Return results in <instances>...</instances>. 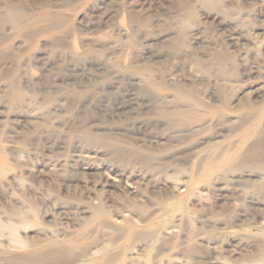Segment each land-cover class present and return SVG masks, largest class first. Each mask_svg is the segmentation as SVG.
I'll use <instances>...</instances> for the list:
<instances>
[{"label":"rangeland","instance_id":"rangeland-1","mask_svg":"<svg viewBox=\"0 0 264 264\" xmlns=\"http://www.w3.org/2000/svg\"><path fill=\"white\" fill-rule=\"evenodd\" d=\"M27 29L33 30L31 36L24 33ZM0 39V158L5 159L0 172V264H19L8 257L91 230L99 205L119 226L143 229L191 187L186 203L192 224L181 230L177 214L163 233L182 242L190 234L199 237L204 253L196 264L224 263L219 256L234 262L264 252V232L247 225L254 219L245 208H239L232 228L221 221L214 224L212 216L235 206L233 189L224 181L208 187L199 179L211 144L227 140L223 134H228V124H216L218 113L231 123L247 113L264 126V0H0ZM192 54L204 60L227 56L237 73L233 86H226L232 95L229 109L222 105L216 76L198 73ZM145 65L153 66L155 82L139 71ZM184 83L199 86L203 115L215 117L189 142L173 138L154 101L158 95H175L176 85ZM19 90L21 95H15ZM33 91L37 94L30 98ZM47 92L53 101L44 106L41 99ZM89 111L86 126L94 137L85 138L72 125ZM169 143L175 147L167 150ZM254 179L264 184L262 177ZM31 203L37 215L28 210ZM13 210L28 214L31 225L18 231L28 247L9 242L5 225L16 223ZM124 241L113 246L121 252L115 264H144L146 245H120ZM169 253L160 252L158 263L195 264L182 252Z\"/></svg>","mask_w":264,"mask_h":264},{"label":"bare ground","instance_id":"bare-ground-1","mask_svg":"<svg viewBox=\"0 0 264 264\" xmlns=\"http://www.w3.org/2000/svg\"><path fill=\"white\" fill-rule=\"evenodd\" d=\"M216 1L218 2L219 0H216ZM219 4H217V5H219ZM52 24H53V26H51L50 28H53V27L57 26L58 22L52 23ZM47 27H44L41 30L44 32ZM24 33L26 34V36H31V34L33 33V30L32 29H27ZM1 39H0V45L2 44ZM55 42L59 43V39H57V41L55 40ZM64 44H65V42H64ZM181 45L182 44L180 43L179 46L181 47ZM177 47H178V45H177ZM173 48H176V46H174ZM179 55H180V53H179ZM187 56H185L186 59H187ZM193 56H194L193 57V59H194L193 63L196 64V66H197L196 70L198 71V73H203L205 75H210V76H216V79L220 82V86H219V89L217 91H218L220 99L222 101V105L225 107V109H226V107L228 108L229 99H230L229 97L232 96V95L230 94V90H231V89H229L230 87L226 88V86L230 85L231 83H233L235 81L234 78L236 77L237 73L235 72L234 68H232V66L231 67L228 66L229 65V63H228L229 60H227V56H226V58H222L223 56L220 57L218 55L217 56L214 55L209 60H204V59H202L200 57H197L196 55H193ZM152 67H151V65L150 66L149 65H145V66L140 67L139 71L144 75L145 78L147 77L151 82H155V81H153L154 69ZM163 68H164V66H163ZM194 68H195V65H194ZM162 69H160V70H162ZM13 74H14V72L11 73V76H14L13 78H16L15 74L14 75ZM204 77H206V76H204ZM11 81H12V77H11ZM150 81H148V82H150ZM11 83H13V81ZM185 83H184V85L186 87L184 85H182L183 83L176 85V87H175L176 94L175 95L170 96V95L162 94V95H158L157 96V100H154L155 104H156V108H157V113L167 123L166 125L169 126V129L171 130V133L174 135L173 138L176 137L177 139L178 138L180 139L179 142L182 139L188 140V142H189V139L190 140L192 139L191 137L195 136L196 133H198L199 131H201V130L203 131V129L205 127H207L208 125L212 124L213 120L215 119L214 116L213 117H205V115H203V113H204L203 110L199 107V105H200V102H199V99H200L199 98V89L200 88H199V86L197 87L196 84L193 85V84H190V83L188 85H191V86H188ZM158 84H159V82H158ZM203 87H205V86H203ZM207 87H206V89H207ZM69 88H71V87H69ZM92 89H89V91H91ZM14 90H16V89H14ZM37 90H39V89H37ZM85 90H88V89H85ZM212 90H213V88H212ZM20 91L21 90H19V94H17L18 92L15 91L14 92L15 95H19L20 96L21 93H22ZM151 92H152V90H151ZM77 93H79V92H77ZM31 94L32 95L30 96V98L31 97L33 98L37 94V92L33 91V93H31ZM51 94L48 93V94L45 95L44 99H41V100H44V106H46L45 104L52 103L53 96ZM56 94H58V93H56ZM85 94H84V96H85ZM145 94H148L147 91H146ZM77 95L78 94H75V96H77ZM154 95H157V94L154 93ZM154 95H152V96H154ZM78 96H82V93H80V95H78ZM17 98L19 99V97H17ZM15 101L17 102L16 99H15ZM71 101H73V100H71ZM202 101L204 102V100H202ZM231 103H232V101H231ZM237 106H235V107H237ZM18 107H20V105ZM67 109L69 110L70 108H67ZM246 109H248V108H246ZM208 112H210V111L208 110ZM83 113H84V111H83ZM217 113L218 112H216V115H217ZM222 113H225V112L222 111ZM91 115H92V112L89 111L88 113L80 116L78 118V120L74 123V125H72V126H76L77 125L78 127H74L76 129L80 128L79 130L82 131V135H83L82 137H85V138L89 137L90 138V137L93 136V133H91L87 129V126H86L87 118L90 117ZM237 117H235V118H237ZM217 118H218L217 122L219 121V123H216V124H220L222 127H224L223 124L226 125V127H227V124H228V127L226 129L228 134L224 133L226 136L223 134L224 139H227V140L225 142L224 141H222V142H214L213 144H211V146L208 149V154H207V157H206V164H205L206 167L204 168L203 175L201 174L199 179L201 181H203L205 184H207L208 187L212 186L217 181H224L230 188L233 189V193H235L237 195H233V196L236 197L235 198L236 199L235 200V204H234L235 206L232 207L229 210L228 213L223 214L222 216L220 214L219 217H218V214L215 215V216L211 215L212 217H215L214 224H219L218 221H221L224 225H226V227H229V228L231 227L232 228L234 226V224H233V222L235 221L234 219L239 217L238 216L239 215V208H245V210L248 213L251 214L252 219H254L252 222L248 223L247 225L248 226H251V225L252 226H256L257 230H259L261 232H264V216H263L264 215V184H262V183L260 184V183L257 182L258 180L256 181L254 179L255 176H260V177H262V179H264V126L263 127L258 126L254 122L256 119L255 120H254V118L252 119L251 115H249L247 113H245V115L240 116L239 119L237 118L238 121L234 120V122H236V123H231V122H228V121L223 122L222 121L223 119H222L221 116H219V113H218V117ZM225 120H226V118H225ZM229 121H232V120H229ZM70 124H71V122H70ZM211 128H213V127H211ZM213 129H215V128H213ZM216 129H215V131H216ZM213 132H214V130H213ZM27 133H28V131H27ZM27 133H26V135H27ZM31 133H33V132H31ZM163 133H164V130H163ZM222 133H223V131H222ZM201 134H203V133H201ZM99 136H103V135L99 134ZM210 136L212 137V135H210ZM168 137H169V135H168ZM95 140H93V141H95ZM95 142H93V143H95ZM164 142L166 143L165 140H164ZM170 142H171V140H170ZM160 143H162V142H160ZM195 143H193V144L195 145ZM197 143H199V142H197ZM200 143H202V142H200ZM169 144H171V143H169ZM169 144H167V147L165 149H167V148L170 149V146L172 147L173 144H171V145H169ZM206 144H207V141H206ZM173 146L175 147V145H173ZM178 146H179V144H178ZM189 147H190V144H189ZM191 149H187V150L189 151ZM192 151H193V149H192ZM192 153H194V152H192ZM173 154H174V152H173ZM188 155H190V154H188ZM194 155H196V154H194ZM185 156H187V155H185ZM198 158H200V157H198ZM4 161H5L4 156L3 157L1 156V158H0V172H1L2 166L4 165ZM199 161H198V163H199ZM160 162H161V160H160ZM201 163H202V161H201ZM181 165H182V162H181ZM187 166H189V165H187ZM199 166L201 167L200 164H199ZM153 168H154V166H153ZM200 169H198V171ZM194 177H198V176L195 175ZM195 181L197 182L198 180L195 179L194 182ZM177 188H181V187L177 186ZM194 188L195 187H191L190 189L188 188L189 190L184 191V193H180L179 192L178 194H181V195L177 196V198H176V200H174L173 204H170V205L167 204L168 206L166 204H163V205H166V210L163 213L159 214V215H155L154 217L152 216V218H150V222L148 224H146V226L143 229L132 228L129 231L128 227H121V226H119L117 224V222H115L114 220L109 219L108 218V215H109L108 210H106L105 208L99 207L101 205H99L98 207L95 205L96 209L94 210L93 213L96 215V223L92 227L91 230H88L85 233H81L79 235V237H77V238L74 237V236L69 237V235H71V234L66 235L63 239H56L53 242H51V243H49L47 245H44L42 247H37L38 243L37 244H30L31 248H32V246L37 247L31 253L27 252V253L15 254V255H13L11 257H8V258L11 259V260L18 261L19 264H85L86 262H87V264H115L118 261L121 252L119 251L120 254H119V252L117 253V250H113V248H114L113 246L117 245V242L119 241V239L124 238L125 241L122 244H120V245H126L127 247H129V245H131L133 242H141V243H144V245H146V248H148V250H147L148 259H147L146 262H145V260L143 261L144 264H159L158 263L159 261H158L157 257L161 256V254H163V251L165 253V250H168L171 253V254L169 253L170 255H172V253L174 254V252H182L188 258V261L189 260L195 261V264H196V262H199V257L201 256V254L204 253L202 248H201V246H200L201 244L198 243L199 239H196V238H199V237H196V235H194V234H190L186 238V240H184L185 242H182L181 239L179 240L177 235L167 236V235H165L163 233V229L169 228L170 224H168V223H170L172 221V218H174L177 214H178L177 218H178V221H179V224H178L177 227H179L181 230H184V229L188 228L192 224V221H193L194 218L191 215L192 211H191V209H189L190 207H188L186 201H187V199L189 200L188 197L193 192ZM182 189H184V188H182ZM181 192H182V190H181ZM212 199H213V197H212ZM31 200H33V199H31ZM213 204H214V202H213ZM171 205H172V207H171ZM161 207L165 208V206H161ZM36 209L37 208L34 205V203L33 204L31 203L30 208L28 210L32 211V213L34 215H37L38 211ZM26 213H28V211ZM156 213H159V212L157 211ZM13 215H16V218H15L16 223H7L5 225V228H7V230L9 231V242L11 243V245H13L15 247H18V248H23L25 246L28 247L26 242L23 241L24 238L22 240L19 237V235H18V231H19V229L21 227H25V226H28L30 224V221L26 220V217L28 218V216H26V215H28V214L25 215V214H23L21 212L19 213L18 211L13 210ZM173 226H175V225H173ZM209 228H211V226H209ZM235 228H237V227H234V229ZM234 229H229V231H232V230L234 231ZM208 230H211V229H208ZM237 230L240 231V229H237ZM200 231H202V230H200ZM255 231H256V229H255ZM99 232L103 233V236H101V235L99 236L98 234H96V233H99ZM93 233H95L96 235L93 234ZM229 233L231 235L235 234V233H232V232H229ZM213 234H215V232ZM220 242H222V241H220ZM207 245L210 246L208 244V242H207ZM233 247H234V245H233ZM157 251H159V253L161 252V254L157 253V256H153L152 254H154ZM259 252H261V251H259ZM122 253H124L123 250H122ZM141 256H142V254H141ZM244 256L245 257L248 256V257L244 258ZM244 256H242L243 259L240 258L239 261H237V259H236V261H234V262H232V260L228 261L227 258L226 259L223 258L224 256L223 257L219 256L218 258H220L223 261L227 262V264H264V252L261 255L259 254V256H251V254H250L251 257H249L248 254H247V256L246 255H244ZM133 258H132V260H133ZM204 258H206V256ZM151 260H152V262L150 263ZM225 262L222 263V264H225ZM160 263H162V261H160ZM137 264H138V262H137Z\"/></svg>","mask_w":264,"mask_h":264}]
</instances>
